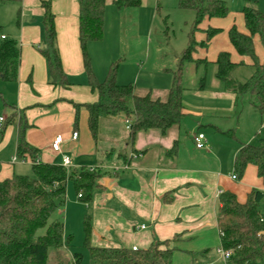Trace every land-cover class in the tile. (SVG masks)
Returning <instances> with one entry per match:
<instances>
[{"label":"crops","instance_id":"0c3cea01","mask_svg":"<svg viewBox=\"0 0 264 264\" xmlns=\"http://www.w3.org/2000/svg\"><path fill=\"white\" fill-rule=\"evenodd\" d=\"M42 1L45 0H0V30L10 36L1 35L15 40L20 49L17 80L9 83L0 81V117L5 120L13 112H23L29 126L25 140L39 151L38 162L61 166L62 158L68 157L69 170L94 168L100 172L91 200L86 205L77 199L71 183L67 184L62 210L65 237L73 235L74 222L79 223L82 229L83 218L87 217L92 247L145 250L154 241H171L178 236L180 241L173 246L181 251L216 250L219 247L216 226L219 195L229 192L236 196L239 203H243L252 189L264 191L252 166H247L241 180L231 179L233 156L239 143H253L254 135L248 134L242 140L236 134L235 138L224 135L228 131L234 133L236 128L226 126L222 118L236 116L238 119L239 108L235 96L225 91L214 77V63L220 52L229 53L232 63L242 65L233 74L237 81H244L251 75L250 59L239 57L227 39V32L232 26L246 33L241 12V21H235V25L228 24L224 38L216 35L211 40L209 53L198 50L192 55L195 62L207 59L212 63L209 77L200 78V73H195L198 67L193 63L187 64L194 76L200 78L198 85L203 79L201 88L196 89V80L191 85L195 98H200L204 104L200 107L189 104L184 100L183 92V117L179 123L164 135L158 131L140 132L130 145L124 119H100L95 140L87 128L85 108H78L77 125H73L74 105L97 101V95L88 87L83 69L78 43V6L75 0H50L56 46L67 79L65 88H54L49 84L46 61L39 53L43 39ZM113 1L105 0L104 18L112 11ZM143 1L148 3L150 0H140L141 5ZM210 22L206 19L201 24L218 29ZM200 25L198 30L202 31ZM89 44L95 46L98 43ZM253 44L257 59L262 63L264 51L258 37H254ZM103 60V69L94 64L91 68L98 82L105 78L106 63L111 59ZM120 79L117 84L124 85ZM135 84V95L149 93L153 99L164 102L171 79L161 91L154 93L142 90L137 81ZM205 112L207 115L202 114ZM188 117L197 121L192 124L186 121ZM255 121L253 119V125ZM204 128L206 134L202 130ZM17 129L15 124L3 123L0 154L7 150L15 157ZM73 133L77 134L75 139H72ZM197 134H202L205 139V146L200 150L193 143ZM56 137L61 139L58 152L51 150V143ZM13 157L10 163L0 162V182L13 175H23L15 166L19 162H12ZM175 258L176 261L179 258L180 263L190 264L188 255L183 252H177Z\"/></svg>","mask_w":264,"mask_h":264},{"label":"trees","instance_id":"16d2710c","mask_svg":"<svg viewBox=\"0 0 264 264\" xmlns=\"http://www.w3.org/2000/svg\"><path fill=\"white\" fill-rule=\"evenodd\" d=\"M78 6V43L83 69L91 92L97 95L93 104L74 105L76 111L73 125L78 121V108L87 111V128L93 140L96 139L99 120L121 118L129 121L128 141L132 145L136 134L158 131L164 135L177 125L183 117L182 83L183 67L199 62L192 59L195 48L207 49L211 40L219 34V29L207 28L204 40L197 44L194 35L204 20L222 19L228 13L223 0H177V8L194 13V21L187 37V46L182 51L178 66L172 73L171 85L164 102L153 99L149 93L138 96L131 84L118 85L117 65L108 67L103 81H96L87 56L89 43L101 41L103 36L105 0H75ZM241 9L246 33L232 26L227 39L239 57L251 61V75L244 81H237L233 74L242 66L232 63L230 54L220 52L215 60L214 77L224 90L233 94L236 102L244 96L251 98L250 105L264 118V61L259 62L254 50L253 39L258 37L264 51V12L255 4L245 0ZM43 9V39L39 49L47 64L49 84L54 88H65L67 79L61 67L56 46L54 16L50 0L41 2ZM117 10L139 9L140 0H114ZM0 30V81L15 82L19 67L20 49L13 39H1ZM203 79H201V83ZM6 125H17L15 157L30 164L32 178L13 175L0 182V264H80L81 255L73 254L68 260L65 249L71 236L65 237L62 210L66 201V186L71 183L77 199L82 204L91 200L95 181L100 177L97 169H65L60 165L38 162L39 151L25 140L29 128L23 112L11 113ZM224 135L235 138L233 131ZM174 152V150L172 151ZM171 152V153H172ZM247 166L255 168L256 177L264 187V140L258 143H239L233 156V175L241 180ZM57 215L55 218H53ZM216 226L219 232V246L231 255L227 264H264V191L252 189L243 203L236 196L223 192L218 197ZM82 231L84 248L88 253L89 264H176L177 252L188 255L190 264H220L215 250L204 249L198 252L181 251L173 246L180 241H154L147 249L132 251L124 248H98L90 244L91 230L87 217L83 218ZM214 255V256H213Z\"/></svg>","mask_w":264,"mask_h":264},{"label":"rangeland","instance_id":"374dc122","mask_svg":"<svg viewBox=\"0 0 264 264\" xmlns=\"http://www.w3.org/2000/svg\"><path fill=\"white\" fill-rule=\"evenodd\" d=\"M223 1L228 7V15L222 19H211L210 25L216 24L220 30L219 36H217L224 38L225 28L229 26L228 24L235 25V21H241L240 7L246 1ZM249 2L252 5L255 4L259 10L264 12V0H249ZM193 21L194 13L178 9L177 0H150L148 3L143 1L140 9L120 11L112 7V11L106 14L104 18L101 41L96 42L98 44H94L95 46L89 44L86 47L90 67L92 68L94 64L98 69H103L105 64L103 59H111L106 63V71L111 64L115 63L117 65L116 82L121 78L120 82L124 85L131 84L134 87L137 81L138 87L142 90H150L152 93L161 91L172 78V73L177 69L181 53L187 46V37ZM203 25H200L202 31L198 30L194 35L195 41L198 38L197 42L204 40V31L207 28ZM1 33L6 34L5 31ZM198 50L209 53L211 51L210 44L206 50L197 46L193 55ZM199 63L198 71L195 73H200V78L205 75L209 77L212 72V63L207 59ZM191 77L193 83L190 80ZM200 78L198 75L194 76L193 70L188 68L187 64L183 67L184 100L197 107L202 106L204 102L200 98L198 100L195 98L191 84H194L196 80V89L201 88L200 86L204 83L198 85V79ZM250 101V97H242L236 102V106L239 108L237 116L240 114V117L238 119L236 116L224 117L222 122L226 126L229 125L230 128H236L234 134L241 140L246 138L248 134L254 135L252 144H255L259 140H264V118L259 117L250 105ZM207 102L212 103L211 101ZM214 103L216 105V102ZM202 114L207 115L206 112ZM253 119L256 120L254 125ZM186 121L194 124L197 120L188 117ZM261 123L263 125L262 129H260ZM202 130L205 134L207 133L205 128ZM13 156L14 153L9 155V151H3L0 154V162L10 163ZM15 166L22 172V176L33 177L30 165L17 163ZM72 227L74 228L73 235H70L71 242L66 248L68 250L66 251V258L70 260L72 255L77 253L81 255L80 264H89L88 253L83 246L84 235L81 234L82 229L77 222H74ZM174 260L176 264H183L180 263L179 258H177V261L176 258Z\"/></svg>","mask_w":264,"mask_h":264},{"label":"built area","instance_id":"2783aa9c","mask_svg":"<svg viewBox=\"0 0 264 264\" xmlns=\"http://www.w3.org/2000/svg\"><path fill=\"white\" fill-rule=\"evenodd\" d=\"M1 39H4L3 36H1ZM3 123H4V118L0 117V133L2 131V127H3ZM125 124L127 125V128L129 127V121L125 120ZM77 136L76 133L72 134V139H75ZM60 143H61V139L59 137H56L53 142L51 143V150L54 152H58L59 151V147H60ZM193 143H194V147L198 150L204 148L205 146V139L204 136L202 134H197L194 138H193ZM18 161L19 163L23 164V163H28L25 161H20L18 160L16 157L12 158V162H16ZM62 167H64L65 169H69L70 166V159L68 157H63L62 158ZM92 170V169H90ZM232 180H236L235 176L232 175L231 176ZM141 229H144V226L140 227ZM132 251H136L137 248L132 247L131 248ZM215 254L218 257V260L220 262V264H227V261L231 255L230 251H224L222 250V248L219 246L218 248H216L215 250Z\"/></svg>","mask_w":264,"mask_h":264}]
</instances>
